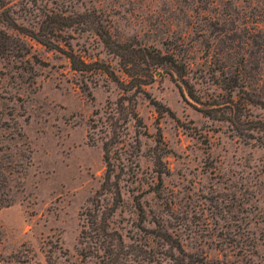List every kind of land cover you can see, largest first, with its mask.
Here are the masks:
<instances>
[{"label":"rangeland","instance_id":"rangeland-1","mask_svg":"<svg viewBox=\"0 0 264 264\" xmlns=\"http://www.w3.org/2000/svg\"><path fill=\"white\" fill-rule=\"evenodd\" d=\"M2 2L0 264H112L97 212L116 264H264V108L246 104L264 100V0ZM22 28L124 80L102 31L182 70L127 90ZM106 142L119 201L101 192Z\"/></svg>","mask_w":264,"mask_h":264},{"label":"trees","instance_id":"trees-1","mask_svg":"<svg viewBox=\"0 0 264 264\" xmlns=\"http://www.w3.org/2000/svg\"><path fill=\"white\" fill-rule=\"evenodd\" d=\"M4 3L0 4V7H3ZM63 18V17H62ZM1 21L2 17H0ZM10 25V22H8ZM60 23L61 30H65L73 26L72 21H70V17L66 16L63 20H59L58 24ZM14 27V26H12ZM56 26H53L52 33L56 31ZM43 31V33L41 32ZM39 31L36 30H27L22 28L24 34L29 35L41 43L47 45L51 48H57L63 53L66 54L68 59L70 60L71 68L79 72L80 75L84 76L86 73L96 74L99 72L105 73L109 75L113 80L117 81L119 84L125 86L127 90L133 89L135 87H141L145 82L146 77H149L152 74L154 69L163 68V70H167L168 73L173 75V73L177 72L180 73L181 68H178L179 65L172 54L163 53L161 51H150L145 49V52L140 54L139 51L133 48V44L129 41L121 42L115 40L109 32L102 31L100 33L105 46L115 55L120 58L121 66L129 77V79L124 80L120 78L116 72L112 69L111 64L105 62H98V61H88L80 54L76 53L71 47L68 49L60 46L59 44H55L53 40L49 37L48 31L42 28ZM5 33L4 30L0 29V39L2 35ZM97 65L96 67L94 65ZM99 65V66H98ZM94 66V68H93ZM185 68H183V77L185 75ZM253 104V105H260L264 108V100H256L253 98L248 99L246 104ZM208 115H211L210 112H206ZM105 149V161L107 162L108 168L105 173L104 180L101 184V192L104 195L106 192H111L114 196L116 201H119L121 198V189L117 181H114L113 174H112V159L110 157V150L108 147V143L106 142L104 145ZM139 210L142 211L143 207L140 202H137ZM9 200L6 197H2L0 194V207L1 206H8ZM104 215V214H103ZM87 228L90 229L94 236H96L98 242H100V246L106 248V252H108L109 260L112 264H116L119 254H118V245L115 244L114 235L108 233V228L110 227V222L108 219L104 217H100L97 213H88L87 217H85ZM87 230V229H86ZM109 237L112 240H108ZM85 256H88L85 254ZM109 264V263H108Z\"/></svg>","mask_w":264,"mask_h":264}]
</instances>
